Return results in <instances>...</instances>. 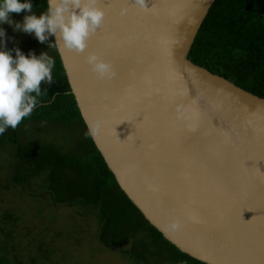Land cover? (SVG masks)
Instances as JSON below:
<instances>
[{
  "label": "water",
  "instance_id": "obj_1",
  "mask_svg": "<svg viewBox=\"0 0 264 264\" xmlns=\"http://www.w3.org/2000/svg\"><path fill=\"white\" fill-rule=\"evenodd\" d=\"M214 1L97 0L105 16L82 53L53 39L94 144L147 220L208 264H264V98L188 58ZM187 92L200 114L177 119Z\"/></svg>",
  "mask_w": 264,
  "mask_h": 264
},
{
  "label": "trees",
  "instance_id": "obj_2",
  "mask_svg": "<svg viewBox=\"0 0 264 264\" xmlns=\"http://www.w3.org/2000/svg\"><path fill=\"white\" fill-rule=\"evenodd\" d=\"M31 2L34 11H44L46 0ZM55 50L54 81L41 86L40 103L23 121L32 122L39 132L47 123L77 126L84 135L74 147L64 151L46 142L24 145L19 125L16 129L8 128L0 135V146L15 147L18 162L13 168L12 182L20 186L35 183L34 190L40 186L39 190L55 204L92 207L90 213L96 218L98 240L106 247L121 249L137 264H208L167 240L121 189L88 135L56 46ZM188 58L264 98V0H215ZM5 187L4 184L1 189ZM0 217L18 220L8 211ZM124 245L127 246L123 248ZM11 262L8 258L0 259V264ZM29 264L43 263L32 259Z\"/></svg>",
  "mask_w": 264,
  "mask_h": 264
},
{
  "label": "rangeland",
  "instance_id": "obj_3",
  "mask_svg": "<svg viewBox=\"0 0 264 264\" xmlns=\"http://www.w3.org/2000/svg\"><path fill=\"white\" fill-rule=\"evenodd\" d=\"M26 14L22 11L10 15L13 21H22ZM0 27L5 30V46L9 50L18 47L25 55L29 51L39 55L43 51L56 61L52 36L41 44L33 34L13 32L12 25L5 23ZM43 85L46 83L42 82ZM41 127L39 132L32 122L22 121L19 125L22 143L46 142L66 151L84 135L77 126L47 123ZM14 154L13 145L0 146V215L8 211L18 218L13 221L0 217V259L8 258L12 264H29L32 259L43 264H137L121 249L106 247L98 240L96 218L90 213L92 207L55 204L39 190L40 186L34 190L35 183L29 186L13 183V168L18 162ZM4 184L5 189H1Z\"/></svg>",
  "mask_w": 264,
  "mask_h": 264
},
{
  "label": "clouds",
  "instance_id": "obj_4",
  "mask_svg": "<svg viewBox=\"0 0 264 264\" xmlns=\"http://www.w3.org/2000/svg\"><path fill=\"white\" fill-rule=\"evenodd\" d=\"M141 8L144 0H134ZM31 0H0V25H12L13 32L33 34L41 44L49 36L58 38L62 46L72 52L82 53L88 39L101 26L105 12L97 0H46L44 11L33 12ZM27 13L22 21H13L11 13ZM127 8H121L124 15ZM5 30L0 27V135L8 128L16 129L40 103L41 83L51 84L55 60L41 51L39 55L29 51L27 55L18 47L9 50L5 46ZM15 53L14 55L12 53ZM90 71L99 79H111L115 70L111 63L89 52L85 57ZM195 102V100H193ZM177 119L186 118L189 107L183 103L174 106ZM95 129L89 127L88 135ZM194 220V216L188 217ZM173 220L169 227H179Z\"/></svg>",
  "mask_w": 264,
  "mask_h": 264
},
{
  "label": "snow or ice",
  "instance_id": "obj_5",
  "mask_svg": "<svg viewBox=\"0 0 264 264\" xmlns=\"http://www.w3.org/2000/svg\"><path fill=\"white\" fill-rule=\"evenodd\" d=\"M104 7L107 8V7H110V5L105 3ZM99 28L96 30V32L93 35H97L98 34ZM191 97L192 96L190 95V92H187V93L184 94V98H187L189 108L195 110L197 112V114H200V107H199L200 98L198 100H195V102H193Z\"/></svg>",
  "mask_w": 264,
  "mask_h": 264
}]
</instances>
